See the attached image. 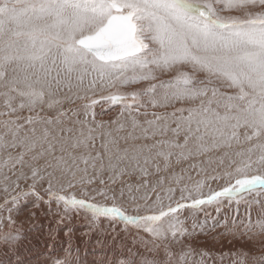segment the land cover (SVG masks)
I'll return each mask as SVG.
<instances>
[{
	"label": "snow or ice",
	"instance_id": "6c2138e0",
	"mask_svg": "<svg viewBox=\"0 0 264 264\" xmlns=\"http://www.w3.org/2000/svg\"><path fill=\"white\" fill-rule=\"evenodd\" d=\"M76 101L84 103L65 109ZM101 103L119 106V116L98 123ZM186 161L206 179L185 183L192 176L173 165ZM103 173L112 183L141 178L135 215L107 186L84 187L105 185ZM208 180L225 184L205 193ZM78 185L79 197L68 192ZM257 190L264 191V0H0V227L3 212L11 226L12 212L33 197L35 206L55 203L64 215L83 210L94 224L107 219L142 231V243L165 259L139 264H189L186 238L205 230L207 209L219 214ZM244 229L249 239L264 235V219ZM20 239L0 234L6 244Z\"/></svg>",
	"mask_w": 264,
	"mask_h": 264
},
{
	"label": "rangeland",
	"instance_id": "374dc122",
	"mask_svg": "<svg viewBox=\"0 0 264 264\" xmlns=\"http://www.w3.org/2000/svg\"><path fill=\"white\" fill-rule=\"evenodd\" d=\"M123 90L130 92L126 88L119 91ZM107 92L109 91L101 95ZM97 107H100L99 110H95ZM95 108L94 110L98 112L97 118H102L104 115L99 112L108 111L112 107L101 103ZM107 115H110V119L119 116V114ZM96 121L100 122L99 119ZM195 162L199 163V160ZM192 163L193 161H186L174 164L173 169L177 175L192 176V180L186 178L185 183L191 184L198 179H206L203 174L198 176L196 171L189 167ZM211 174L209 170V175ZM102 178L105 185L99 184L97 179L96 183L84 187L91 190L107 186L109 193L114 192L117 196V203L128 209L130 215H135L132 197L138 198L145 194L143 187H140L139 192L136 191L141 184V178L132 174L116 180L115 183L109 180L108 173H103ZM156 179L155 175L148 177L150 183H155ZM207 183L209 186L204 188L205 193L209 189L219 190L224 186L225 181L208 180ZM46 186L45 184L44 187ZM129 186L132 188L131 192ZM25 187L27 185L22 181L21 188ZM80 188L81 186L78 185L75 189H68V192H74L79 197ZM37 190L41 195H45L39 185ZM121 191L124 193L122 198ZM148 195L155 198L150 191ZM179 195L177 190L175 193L177 199ZM3 199L4 194L0 192V203ZM237 199L240 201L239 204L236 200L230 205L226 202L219 214L214 208L207 209L212 219L208 221L205 230L197 229L195 235L186 238V246L192 249L189 264H237L241 259H246L248 264H252L253 258L264 256V235H255L251 239L248 235H244V224L249 220L254 224L257 220L264 219V191L245 193ZM96 202L109 205L112 203L110 200L105 202L100 198H97ZM139 202L143 203V201ZM164 203L167 205L168 201L165 200ZM35 205L36 201L33 197L21 201L19 208L12 212L14 223L11 226L7 220L8 213L3 212L4 220L0 234L19 232L21 239L14 244L0 242V264H54L56 260L65 259L71 264H122V262L126 264L129 259L139 264L142 257L156 258L160 261L165 259L163 250L155 248L151 243L143 244L142 239H147L146 234L131 225L125 226L121 222L112 223L107 219H100L94 224L91 214L83 210L64 215L62 207L58 209L55 203L51 207L43 203L39 206ZM181 218L185 219V227L191 231L192 214L185 210ZM195 218L198 222H203L204 213H197ZM213 221H219V225L213 228ZM173 251L178 252L179 248L174 246Z\"/></svg>",
	"mask_w": 264,
	"mask_h": 264
},
{
	"label": "bare ground",
	"instance_id": "6f19581e",
	"mask_svg": "<svg viewBox=\"0 0 264 264\" xmlns=\"http://www.w3.org/2000/svg\"><path fill=\"white\" fill-rule=\"evenodd\" d=\"M164 78H167V77H164ZM139 87H141L140 85H137V86H133V87H129V88H126L127 90H129L130 92L131 91H134V90H136L137 88H139ZM119 90H121V89H119ZM106 91H111V92H115V91H117V89H111V90H105L104 92H106ZM126 91V90H125ZM103 92V93H104ZM109 92H107V93H109ZM121 92V91H120ZM122 92H124V90L122 91ZM102 93V94H103ZM107 93H105V95L107 94ZM97 98L101 95V93L100 92H98L97 94ZM84 103V101H76V103H68V102H65V105H64V107H65V109H76V108H79L80 107V105L81 104H83ZM102 105H104L103 103H102ZM106 105V104H105ZM112 108L111 109H108V111H105V112H99L100 114H102V115H104V117H102V118H97V114H98V112L97 111H95V110H99V108L97 107V108H95V113H96V120L97 119H99V121L100 122H104V123H107V122H110V121H112V120H115V118H109L110 117V115H107V114H119L120 113V108H119V106H111ZM149 111H151V109H149ZM159 111H163V109H161V110H159ZM169 111H171V109H169ZM140 118H144V117H140ZM150 118V117H149ZM173 168H175V165H173ZM183 169V168H182Z\"/></svg>",
	"mask_w": 264,
	"mask_h": 264
}]
</instances>
